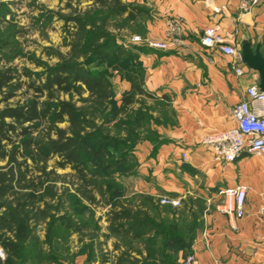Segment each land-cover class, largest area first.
Listing matches in <instances>:
<instances>
[{"label": "rangeland", "instance_id": "1", "mask_svg": "<svg viewBox=\"0 0 264 264\" xmlns=\"http://www.w3.org/2000/svg\"><path fill=\"white\" fill-rule=\"evenodd\" d=\"M124 1L145 10L137 0ZM104 15L93 0H0V70L10 68L11 77L0 90V109L33 99L39 106L68 101L88 119V131L94 133L89 143L103 144L112 157L110 167L98 169L93 178L95 186L85 194L76 190L79 184L71 175V168L58 166L57 155L46 160L38 156L36 163L27 160L33 175L40 173L42 165L49 174L33 201L17 209V216L26 222L24 236L16 240L14 232L2 230L18 247L9 264H169L165 253L154 252L159 242L149 247L146 241L150 237L146 235L140 241L110 230L106 212L116 199L135 205L142 196L150 195L160 205L158 218L191 224L194 215L201 226L205 205L198 198H177L179 203L172 206L159 202L161 196L173 197L169 194L151 195L137 190L139 164L144 156L142 144L153 140L156 147L162 140L157 127L163 124V107L156 96L143 88V70L136 72L142 64L131 42L143 32L144 13L133 21L109 16L106 31L110 35L91 38L93 29H102L100 19ZM74 18L83 20L86 29H78ZM97 45L103 46L98 52ZM119 47L124 50L115 55ZM68 66V71L103 74L111 87L112 102L98 105L72 77L63 82L70 87L68 90L55 83L44 86L50 72ZM32 84L40 91L36 92ZM127 94L132 101L126 112H121V99ZM56 125L64 128L67 122ZM45 126L46 123L35 125L33 135L41 137ZM3 143L5 149L11 147L10 143ZM153 151L154 148L151 154ZM6 159L7 156L0 157V166ZM46 185L52 188L44 189ZM16 195L3 199L0 213L6 218L14 212ZM19 200L24 198L19 196ZM163 238H167L165 233ZM0 250L6 257L1 244ZM188 254H179L177 264Z\"/></svg>", "mask_w": 264, "mask_h": 264}, {"label": "crops", "instance_id": "2", "mask_svg": "<svg viewBox=\"0 0 264 264\" xmlns=\"http://www.w3.org/2000/svg\"><path fill=\"white\" fill-rule=\"evenodd\" d=\"M137 1L145 7L143 32L132 48L142 64L143 88L163 107V124L157 127L162 140L156 147L153 140L142 144L137 190L204 203L188 254L191 264H264V155L242 153L226 162L202 143L205 135L234 124L233 106L248 99L251 84L258 85L257 73L241 62L239 51L249 39L253 45L261 42L264 54V0L247 11L240 8L242 0ZM209 24L218 25L237 56L201 42ZM235 66L243 74L237 75ZM237 183L246 186L241 217L218 209L219 191ZM185 257L181 264H187Z\"/></svg>", "mask_w": 264, "mask_h": 264}, {"label": "trees", "instance_id": "3", "mask_svg": "<svg viewBox=\"0 0 264 264\" xmlns=\"http://www.w3.org/2000/svg\"><path fill=\"white\" fill-rule=\"evenodd\" d=\"M93 2L106 15L100 19L102 29H93L91 38L110 35V32L106 31L109 16L124 17L126 21H133L143 13L142 8L124 0H93ZM74 20L78 29H86L83 20L79 18ZM100 48L103 46L97 45L96 52ZM122 50H124L123 47H119L114 54L118 55ZM106 56L109 54L107 53ZM69 68L70 66L60 70L54 69L48 75L44 86L49 87L55 83L61 89L68 90L70 87L64 86L63 82L67 77H72V81H78L89 91L98 105L112 102L111 87L103 74L68 71ZM141 70L143 69L140 67L136 72ZM10 78V68L0 70V90L9 83ZM31 86L36 92L41 89L33 84ZM131 101L129 94L124 95L121 99L120 111L126 112ZM5 118L9 120L6 121ZM62 121L67 122L64 128L56 125ZM38 123H46L45 133L41 137L33 135L35 125ZM91 127L95 129L94 126ZM93 134V131H88V119L84 113L68 101L39 106L33 99L20 105L5 106L0 109V157L7 156L6 163L0 166V209L3 207V199L6 196L20 194L19 196L24 198L21 202L16 195V207L13 209L14 212L7 213L8 218L0 213V244L6 250V257H0V264H9L18 248L16 241L8 240L4 231L14 232L16 240L24 236L27 231L26 222L24 218L17 216L20 212L17 209L21 210L26 202L33 201V198L39 194L40 188L43 189L49 174L42 165L39 167L40 173L33 175L27 160L31 159L35 162L38 156L46 160L57 155L58 166L71 168V175L76 177L79 184L76 190L85 194L87 189L90 190L95 186L93 178L98 174V169L109 168L112 161L111 154L103 144L89 143ZM3 142L10 143L11 147L5 149ZM118 160L123 161L120 157ZM50 187L46 185L44 189ZM22 191L23 193H19ZM111 205L106 212L110 230L140 241L146 235L150 237L146 241L149 247L156 246L159 242L158 250L155 249L154 252L165 253L169 264H177L179 254L189 252L200 226L194 215L192 216L194 221L191 224H181L177 219L167 222L164 218H158L161 213L160 205L156 204L150 195L142 196L141 202L135 205L117 199ZM148 208H151L153 213H150ZM7 223L10 225L5 227ZM164 233L167 238H163ZM148 252H150L149 248Z\"/></svg>", "mask_w": 264, "mask_h": 264}, {"label": "built area", "instance_id": "4", "mask_svg": "<svg viewBox=\"0 0 264 264\" xmlns=\"http://www.w3.org/2000/svg\"><path fill=\"white\" fill-rule=\"evenodd\" d=\"M259 0H242L240 8L249 10ZM133 40H140L135 35ZM201 42L207 46H215L225 54L237 56L236 47L222 37L217 24H209L203 30ZM148 45L164 48L165 43L160 41H148ZM237 75L243 74V68L234 67ZM248 99L240 100L231 110L234 124L226 129L214 130L202 138L213 152L214 158L226 162H233L242 153L260 157L264 155V92L260 91L257 84H251L247 90ZM220 201L218 209L225 214L241 217L244 214V201L246 197V186L237 183L219 191ZM161 204L175 206L179 200L170 196H161ZM0 257L3 254L0 250ZM194 262L192 255L185 257V263Z\"/></svg>", "mask_w": 264, "mask_h": 264}, {"label": "water", "instance_id": "5", "mask_svg": "<svg viewBox=\"0 0 264 264\" xmlns=\"http://www.w3.org/2000/svg\"><path fill=\"white\" fill-rule=\"evenodd\" d=\"M261 45V42L253 45L251 40L244 39L241 42L239 58L247 68L257 73L258 88L264 92V54Z\"/></svg>", "mask_w": 264, "mask_h": 264}]
</instances>
